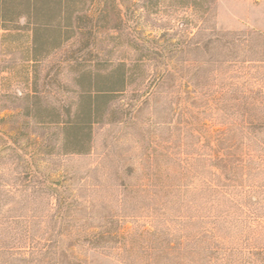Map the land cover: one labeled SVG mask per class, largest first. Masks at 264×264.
Segmentation results:
<instances>
[{"label":"trees","instance_id":"16d2710c","mask_svg":"<svg viewBox=\"0 0 264 264\" xmlns=\"http://www.w3.org/2000/svg\"><path fill=\"white\" fill-rule=\"evenodd\" d=\"M163 1L188 14L176 20L178 47L171 53L173 61L179 60L185 179L198 181L195 187H186L190 251L185 249L178 259L183 264H264V249L239 245L227 232L236 227L238 177L247 178L252 159L261 168L264 165V32L219 29L218 0ZM88 4L87 0H0V31L32 34L29 57L23 60L30 92L22 99L21 115L40 129L53 128L63 155H89L95 125L126 118L128 107L135 113L137 106L124 105L128 94L137 103L146 81L156 82V94L176 73L170 66L160 69L167 46L122 32V11L114 0H107L95 17L89 15ZM111 31L117 35H107ZM73 40L80 48L69 52L62 63L72 75L77 98L57 106L42 89L40 68L52 52ZM102 41H110L112 47L90 48ZM44 80L46 86L61 85L50 74ZM152 94L141 105L150 102ZM14 152L17 155L12 156L31 166L17 149ZM38 152L53 156L56 148L43 145ZM25 178L21 187L9 184L6 193L0 191V228H4L0 264H86L71 250L76 246L122 264L162 263V252L150 239L145 244L131 237L126 240L120 228H73L78 203L65 197L64 188L44 176L37 179L31 170ZM14 191L22 196V210L34 211L38 196L48 205L45 217L50 227L44 240L31 234L28 221L21 233L11 228L7 216L12 208L5 210L10 206L5 197ZM262 207L257 211H264ZM65 242L70 245L63 246Z\"/></svg>","mask_w":264,"mask_h":264},{"label":"rangeland","instance_id":"374dc122","mask_svg":"<svg viewBox=\"0 0 264 264\" xmlns=\"http://www.w3.org/2000/svg\"><path fill=\"white\" fill-rule=\"evenodd\" d=\"M87 1L89 15L95 17L107 0ZM114 1L122 11V32L156 40L168 47L160 69L170 66L176 71L170 78V85L155 94L156 82L146 81L141 87L143 97L137 103L130 99L132 94H128L124 102V105L130 102L137 106L135 113L126 107V118L94 126L93 150L89 155H63L58 148L60 136L54 134L53 128L40 129L21 115L22 99L30 92L23 62L29 53V34L22 31L7 37L1 31L0 191L6 193L9 184L16 188L24 185L25 174L31 170L37 179L44 176L50 183L61 185L65 197L78 203L79 212L74 211L78 212V220L72 224L73 228L90 231L102 227L120 228L125 232L126 240L131 237L145 244L150 239L151 244L162 252L161 264H183L179 256L185 249L190 251L186 187H195L198 181L186 183L185 179L179 60L173 61L175 55L171 52L178 47L176 20L188 14L163 0ZM216 8L219 29L264 32V0H218ZM107 35L116 36L117 32L111 31ZM107 47H112L110 41L92 44L90 48L102 50ZM79 48L78 40H73L52 52L42 63L41 86L49 93L47 98L54 105H68L77 98L72 75L62 60ZM59 65L61 71H58ZM47 74L61 85L46 86L48 81L44 77ZM152 91L151 101L141 105ZM116 106L121 107L119 103ZM25 122L30 123L26 125ZM16 141L20 144L15 147ZM43 145L48 150L56 148L53 156L39 154ZM14 149L26 157L32 167L18 156H12L17 155ZM30 154L35 155L33 161L29 159ZM252 160L247 178L238 177L237 222L236 227L228 228L230 231L227 232L237 238L239 245L248 243L264 249V211H257L264 206V165L261 168L258 160ZM6 196L10 206L5 210L12 208L7 216L13 222L11 228L21 233L28 221L31 234L44 240L47 227H50L45 217L48 205L38 196L34 211L29 208L26 211L19 207L20 193L14 191ZM53 227L55 231L60 228L59 224ZM168 244L172 248H167ZM66 245L70 242L63 244ZM71 250L86 264H122L82 246Z\"/></svg>","mask_w":264,"mask_h":264},{"label":"crops","instance_id":"0c3cea01","mask_svg":"<svg viewBox=\"0 0 264 264\" xmlns=\"http://www.w3.org/2000/svg\"><path fill=\"white\" fill-rule=\"evenodd\" d=\"M0 32H1V31H0ZM3 32H4V31H3ZM4 33L7 34L6 36L8 37L9 34H16V33H19V34H20L21 32H16V31H12V30L10 31V30H9V31H5ZM28 34H29V43H28V44H29V47H30L31 44H32V34H31V32H29ZM28 44H26V45H28ZM29 47H28V49H29V51H30V50H31V47H30V48H29ZM28 57H29V56H28Z\"/></svg>","mask_w":264,"mask_h":264}]
</instances>
